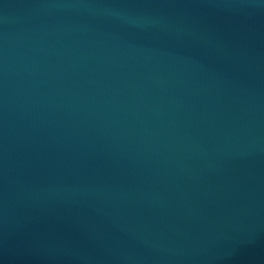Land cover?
I'll use <instances>...</instances> for the list:
<instances>
[{
	"label": "water",
	"instance_id": "water-1",
	"mask_svg": "<svg viewBox=\"0 0 264 264\" xmlns=\"http://www.w3.org/2000/svg\"><path fill=\"white\" fill-rule=\"evenodd\" d=\"M0 264H264V0H0Z\"/></svg>",
	"mask_w": 264,
	"mask_h": 264
}]
</instances>
